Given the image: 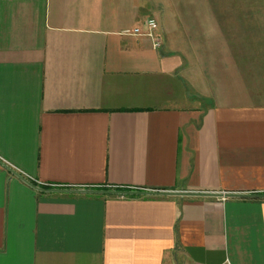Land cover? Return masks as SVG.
<instances>
[{
    "label": "crops",
    "instance_id": "0c3cea01",
    "mask_svg": "<svg viewBox=\"0 0 264 264\" xmlns=\"http://www.w3.org/2000/svg\"><path fill=\"white\" fill-rule=\"evenodd\" d=\"M260 1L0 0V264H264Z\"/></svg>",
    "mask_w": 264,
    "mask_h": 264
},
{
    "label": "built area",
    "instance_id": "2783aa9c",
    "mask_svg": "<svg viewBox=\"0 0 264 264\" xmlns=\"http://www.w3.org/2000/svg\"><path fill=\"white\" fill-rule=\"evenodd\" d=\"M126 34L128 35H144L148 37L153 44V47L156 49H159L162 45L161 37L158 34V26L156 22L153 19H147L145 21V31H142L139 28L133 29L131 32L127 31ZM0 162L5 165L7 169L13 170L12 167H10L7 163H4V161L0 158ZM48 188H55L60 189L62 187L57 185H47ZM222 264H231L228 260H225Z\"/></svg>",
    "mask_w": 264,
    "mask_h": 264
},
{
    "label": "rangeland",
    "instance_id": "374dc122",
    "mask_svg": "<svg viewBox=\"0 0 264 264\" xmlns=\"http://www.w3.org/2000/svg\"><path fill=\"white\" fill-rule=\"evenodd\" d=\"M260 2H264V0H261ZM258 30H259V34H264V23H263V26H259ZM250 46H251V49H253L254 47L255 48L254 51H256L257 53V57L253 59L252 61H250V64L252 63V65L254 66L257 65V68L256 67L254 68L256 76L259 81L261 80L264 81V44L258 43L256 45H248V47ZM263 90H264V87H263ZM261 96L262 98H264V91H262Z\"/></svg>",
    "mask_w": 264,
    "mask_h": 264
},
{
    "label": "water",
    "instance_id": "95a60500",
    "mask_svg": "<svg viewBox=\"0 0 264 264\" xmlns=\"http://www.w3.org/2000/svg\"><path fill=\"white\" fill-rule=\"evenodd\" d=\"M13 175L21 178V176L15 171L8 169ZM71 192V191H70ZM74 193H96L94 191L84 192V191H72ZM106 194H115V195H125V196H139V195H164L165 193H156V192H147V191H109V192H101ZM239 196V195H235Z\"/></svg>",
    "mask_w": 264,
    "mask_h": 264
},
{
    "label": "trees",
    "instance_id": "16d2710c",
    "mask_svg": "<svg viewBox=\"0 0 264 264\" xmlns=\"http://www.w3.org/2000/svg\"><path fill=\"white\" fill-rule=\"evenodd\" d=\"M115 189L118 191H125L126 190L125 188H115Z\"/></svg>",
    "mask_w": 264,
    "mask_h": 264
}]
</instances>
